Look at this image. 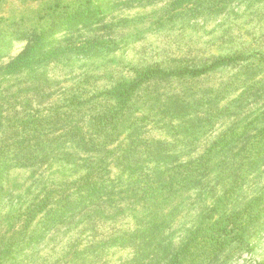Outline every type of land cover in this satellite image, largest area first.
I'll return each mask as SVG.
<instances>
[{"label":"rangeland","instance_id":"rangeland-1","mask_svg":"<svg viewBox=\"0 0 264 264\" xmlns=\"http://www.w3.org/2000/svg\"><path fill=\"white\" fill-rule=\"evenodd\" d=\"M219 59L234 60L143 81L123 130L95 150L64 134L89 131L115 106L104 94L146 68ZM263 114L264 0H0V264H149L123 233L143 236L168 213L169 250L202 220L235 216L243 229L212 264H264V141L248 144ZM204 155L213 177L163 208L125 191ZM240 157L242 171L214 177Z\"/></svg>","mask_w":264,"mask_h":264},{"label":"trees","instance_id":"trees-1","mask_svg":"<svg viewBox=\"0 0 264 264\" xmlns=\"http://www.w3.org/2000/svg\"><path fill=\"white\" fill-rule=\"evenodd\" d=\"M234 59H219L207 68L200 70H180L176 72H163L159 69L152 67L146 68L139 73L136 79L132 82L119 84L108 93L104 95L112 98L115 105L111 109L106 111H95L89 121V131L83 127V125H70L64 134L69 135L70 142L77 147L86 151L95 150L99 146L103 145L104 138H107L108 134L121 132L123 126L120 123L121 117L125 113V109L128 108V104L132 99L133 93L142 84L143 81L152 77H171V76H196L207 70L221 67ZM111 105V106H113ZM264 118V114H263ZM97 133V135H96ZM100 134H103L100 136ZM97 137L101 138L98 139ZM258 138V139H257ZM115 139V138H114ZM256 141V151L263 146L264 141V126L256 134L252 135L248 144L252 145ZM217 142L212 148L217 147ZM247 144V143H246ZM247 144V145H248ZM211 148V149H212ZM15 160L17 162L22 161L23 164L28 165L32 162L31 157L21 156L15 153ZM208 161V156H201L195 162H188L184 166H178V171L173 170L171 173L156 172L152 175V178L146 179V176H138L130 180L126 186L125 191H129L133 196H137L144 202H147L149 206L154 209L149 210V213L155 211L156 208H163L166 203L181 194L183 190H187L190 186L196 185L202 178L213 176L210 175L212 171L200 170L198 165H204ZM237 164V165H236ZM243 157H240L230 164L220 165V170L216 169V178L227 175L225 171L234 173L235 171H242ZM193 169H188V167ZM180 169H182L180 171ZM175 171V172H174ZM152 183V186L146 185V183ZM97 183L94 185L97 187ZM213 206L210 211H213ZM167 215H161L160 217L154 216L152 223L147 227V233L142 236L123 233V236L133 240L134 245L140 250L137 258L146 261L149 264H212L214 258L229 244L239 232L242 231L243 226L240 224L239 219L235 216L228 217H214L211 220H202L197 227L186 235L177 247L169 250L168 246H163L158 237L159 230L167 221L169 217ZM145 231V230H144ZM141 240L136 241V238Z\"/></svg>","mask_w":264,"mask_h":264}]
</instances>
